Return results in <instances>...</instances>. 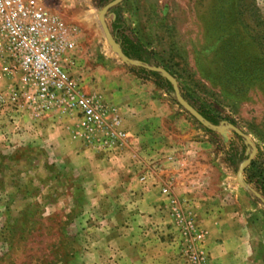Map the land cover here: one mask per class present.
I'll use <instances>...</instances> for the list:
<instances>
[{
    "label": "rangeland",
    "instance_id": "rangeland-1",
    "mask_svg": "<svg viewBox=\"0 0 264 264\" xmlns=\"http://www.w3.org/2000/svg\"><path fill=\"white\" fill-rule=\"evenodd\" d=\"M101 1L41 0L73 35V75L86 92L114 108L120 120L110 97L142 106L135 112L147 113L149 123L158 121L159 145L172 149V161L197 162L205 171L209 198L199 207L159 188L164 201L159 218L150 224L152 234L173 248V264H187L160 192L166 188L204 232L207 261L208 244L223 242L234 252V264H264V0H123L105 14L117 46L111 19L122 21L121 35L173 75L193 109L221 121L214 130L187 114L148 71L119 56L99 24L106 4ZM15 79L0 73L5 100ZM97 81L116 83V89L97 93L92 87ZM74 124L72 119L34 118L0 103V264H131L130 249L139 243L141 231L133 241L125 202L112 203L111 187L94 185L93 176L94 159L113 163L124 150L113 157L86 148L71 137ZM227 124L255 150L240 178L229 159L247 150ZM77 151L86 152L90 165L79 166ZM136 162L134 175L137 181L144 175V185L150 171L145 162ZM208 210H214L210 226L204 222Z\"/></svg>",
    "mask_w": 264,
    "mask_h": 264
},
{
    "label": "built area",
    "instance_id": "built-area-1",
    "mask_svg": "<svg viewBox=\"0 0 264 264\" xmlns=\"http://www.w3.org/2000/svg\"><path fill=\"white\" fill-rule=\"evenodd\" d=\"M73 35L67 24L48 12L41 0H0V73L16 77L5 101L34 118L72 119L71 137L92 151L119 156L128 136L120 128L114 108L83 88L73 75ZM145 176L138 182L143 184ZM160 192L169 204L187 264H207L204 232L191 213L184 212L166 188Z\"/></svg>",
    "mask_w": 264,
    "mask_h": 264
},
{
    "label": "crops",
    "instance_id": "crops-1",
    "mask_svg": "<svg viewBox=\"0 0 264 264\" xmlns=\"http://www.w3.org/2000/svg\"><path fill=\"white\" fill-rule=\"evenodd\" d=\"M84 83L87 84V81ZM115 84L97 81L92 83V87L95 92L103 94L111 92ZM108 101L117 109L121 117V128L127 132V136L130 138L122 157L116 159L115 162L108 164L94 159V185L103 187L108 184L111 187L110 201L117 204L125 202L127 216L131 219L130 233L133 234L131 238L133 241L139 238L136 237V232L141 231L139 243L136 245L134 243V248L130 249L132 251L130 263L173 264L171 262L174 254L173 248L168 247V244L160 237L159 239L155 238L151 232L153 229L150 228V224L159 218L158 208L164 201L159 193V188L166 187L175 196L193 202L196 207H199V201L209 198L207 191L204 190L207 186L203 175L205 171L200 168V164L197 162L185 164L172 161V149L159 145L160 136L155 132L158 131L156 129L158 121H152L149 118L152 122L150 125L151 122L147 121V113L145 115L141 113L142 106H135L131 102L111 97ZM135 109L141 111L137 113ZM53 126L54 124L51 125V127ZM146 128L150 131L147 132ZM47 131L55 137L53 131ZM77 152H79L77 156L79 166L90 165L91 162L85 159L88 157L86 152ZM135 158L139 160H134ZM136 161L145 162L146 168L150 171L144 185L140 184L134 175L133 168L136 163H139ZM200 212L202 214L203 210L201 209ZM213 215L214 210L213 213L208 210L204 215L206 225L210 226L213 223ZM137 224H141L142 227L138 229ZM211 243L208 244V264H234L236 262L231 248H227L223 242L214 244L215 246H211Z\"/></svg>",
    "mask_w": 264,
    "mask_h": 264
},
{
    "label": "trees",
    "instance_id": "trees-1",
    "mask_svg": "<svg viewBox=\"0 0 264 264\" xmlns=\"http://www.w3.org/2000/svg\"><path fill=\"white\" fill-rule=\"evenodd\" d=\"M111 0H102L101 3L105 4L107 2H109ZM110 30H111V34L114 37V39L116 41H118L120 43V50L122 55L127 58L128 60H133V61H137L141 64H145L147 66L150 67H155L156 64L152 58V55L149 51H147L146 49H144L142 46L138 45V44H134L130 41H128L127 39H125L123 37V35H121V32L124 29V23L118 19H111L110 20ZM142 72H144L143 70H141ZM171 76H173L170 72H168ZM147 75L150 76L154 81L155 84L160 87L167 95H169L170 97L173 98V93H172V89L171 86L168 82H166L159 73L156 72H147ZM179 93L181 95V97L184 98L183 94L181 93L180 89H179ZM193 107V106H191ZM198 113L203 117V119H205L207 122H209L210 124L214 125V126H218L221 121H219L218 119H216L215 117L209 115L207 112L201 111V110H197ZM242 143L244 148L247 150L246 153L241 156L238 155L236 158L235 157H231L229 159V162L231 163L232 166H234L236 169L238 168V166L248 157V155L250 154V148L248 147L247 144H245L243 138L236 136ZM264 193V191H263Z\"/></svg>",
    "mask_w": 264,
    "mask_h": 264
},
{
    "label": "water",
    "instance_id": "water-1",
    "mask_svg": "<svg viewBox=\"0 0 264 264\" xmlns=\"http://www.w3.org/2000/svg\"><path fill=\"white\" fill-rule=\"evenodd\" d=\"M123 0H112L109 1L108 3H106L99 11L98 14V20H99V24L101 25V27L103 28L104 32L106 33V36L109 40V42L117 47V52L119 54V56L125 60L126 62H128L131 65L140 67L148 72H156L159 73L161 75V77L170 84L171 89H172V93H173V98L175 100V102L177 103V105H179L187 114H189L194 120H196L199 123H202L204 125H206L207 127H209L210 129H218V126H214L212 124H210L209 122H207L205 119H203V117L195 110L193 109L184 99L183 97H181L180 93H179V89L177 87V83L176 80L174 79L173 76H171L166 70H164L163 68L160 67H150L147 66L145 64H141L137 61H133V60H128L127 58H125L120 50V47L117 46V44L111 39L110 35L107 32L105 23H104V17L106 12L113 6L118 5L119 3H121ZM226 127L231 130L232 132H234L236 135H238L239 137L243 138L245 144L248 145V147L250 148V154L248 155V157L238 166L237 171H236V175L238 178H240L242 171L247 167V165L250 163L255 150L254 147L252 145V143L237 129L235 128L233 125L231 124H227ZM255 197L257 199H259V197L254 194ZM260 200V199H259ZM261 201V200H260ZM264 205V201H261Z\"/></svg>",
    "mask_w": 264,
    "mask_h": 264
},
{
    "label": "flooded vegetation",
    "instance_id": "flooded-vegetation-1",
    "mask_svg": "<svg viewBox=\"0 0 264 264\" xmlns=\"http://www.w3.org/2000/svg\"><path fill=\"white\" fill-rule=\"evenodd\" d=\"M261 201H263V200H261ZM261 201H260V202H261ZM261 203H262V202H261ZM262 204H263V203H262Z\"/></svg>",
    "mask_w": 264,
    "mask_h": 264
}]
</instances>
